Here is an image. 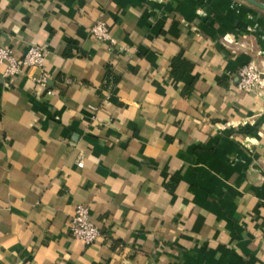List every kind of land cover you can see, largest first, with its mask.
<instances>
[{
    "label": "crops",
    "instance_id": "obj_1",
    "mask_svg": "<svg viewBox=\"0 0 264 264\" xmlns=\"http://www.w3.org/2000/svg\"><path fill=\"white\" fill-rule=\"evenodd\" d=\"M0 46L45 51L0 63V264H264V89L237 75L264 77L263 10L0 0ZM78 204L91 245L69 234Z\"/></svg>",
    "mask_w": 264,
    "mask_h": 264
},
{
    "label": "built area",
    "instance_id": "obj_2",
    "mask_svg": "<svg viewBox=\"0 0 264 264\" xmlns=\"http://www.w3.org/2000/svg\"><path fill=\"white\" fill-rule=\"evenodd\" d=\"M90 34L96 39L109 41L108 31L103 23H97L90 29ZM45 51L41 47H30L23 57L17 61L14 59L11 50L7 47L0 46V63L6 61L8 67L6 75H13L19 71V67H41L44 61ZM238 88L246 93H259L264 89V77L258 71L254 62H248L238 71ZM44 82V79H43ZM77 167H82V161L77 162ZM69 234L71 238L77 239L91 245L100 237L101 233L90 220L88 207L78 204L74 208V214L70 219Z\"/></svg>",
    "mask_w": 264,
    "mask_h": 264
},
{
    "label": "water",
    "instance_id": "obj_3",
    "mask_svg": "<svg viewBox=\"0 0 264 264\" xmlns=\"http://www.w3.org/2000/svg\"><path fill=\"white\" fill-rule=\"evenodd\" d=\"M243 1H246V2H248V3H250V4L256 6L257 8H259V9L264 11V5L254 1V0H243Z\"/></svg>",
    "mask_w": 264,
    "mask_h": 264
},
{
    "label": "trees",
    "instance_id": "obj_4",
    "mask_svg": "<svg viewBox=\"0 0 264 264\" xmlns=\"http://www.w3.org/2000/svg\"><path fill=\"white\" fill-rule=\"evenodd\" d=\"M177 63V62H176Z\"/></svg>",
    "mask_w": 264,
    "mask_h": 264
}]
</instances>
